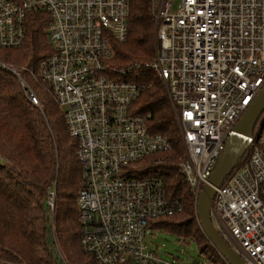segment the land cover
Masks as SVG:
<instances>
[{
	"label": "built area",
	"instance_id": "built-area-1",
	"mask_svg": "<svg viewBox=\"0 0 264 264\" xmlns=\"http://www.w3.org/2000/svg\"><path fill=\"white\" fill-rule=\"evenodd\" d=\"M130 0H0V47H20L31 13H47L51 53L38 76L64 109L78 140L82 244L101 264H182L146 243L153 221L183 209L159 173L138 172L147 157L173 149L152 133L134 105L140 64L112 63L129 31ZM154 60L179 123V162L195 197L208 183L231 130L264 87V0H151ZM26 97L40 99L21 70ZM254 136L212 203L218 231L247 264H264V135ZM48 203L55 205V191ZM200 224V223H199ZM203 230V229H202ZM204 232V231H203Z\"/></svg>",
	"mask_w": 264,
	"mask_h": 264
},
{
	"label": "trees",
	"instance_id": "trees-1",
	"mask_svg": "<svg viewBox=\"0 0 264 264\" xmlns=\"http://www.w3.org/2000/svg\"><path fill=\"white\" fill-rule=\"evenodd\" d=\"M48 24L47 13H31L25 42L20 47H0L5 51L0 60L21 70L41 105L26 97L13 72L0 68V264H64L56 243L71 264H99L82 244L78 140L69 133L64 109L38 76L41 61L52 50ZM154 33L151 0H130L128 35L116 43L112 59L120 68L140 64L134 72L143 83L136 113L145 118L150 132L166 135L173 146L138 163L151 161L142 172L162 175L169 193L183 205L181 211L153 221L152 228L193 237L212 259L217 250L195 223V197L180 171L184 152L175 111L161 79L146 65L154 60ZM262 117L256 133L264 127V113ZM51 190L55 191L53 212L48 204Z\"/></svg>",
	"mask_w": 264,
	"mask_h": 264
},
{
	"label": "water",
	"instance_id": "water-1",
	"mask_svg": "<svg viewBox=\"0 0 264 264\" xmlns=\"http://www.w3.org/2000/svg\"><path fill=\"white\" fill-rule=\"evenodd\" d=\"M264 113V87L249 105L236 126L231 130L225 150L218 163L204 184L197 202L199 223L207 238L228 264H247L236 249L216 228L212 216V203L216 188L220 187L226 177L234 170L246 153L254 136L255 128Z\"/></svg>",
	"mask_w": 264,
	"mask_h": 264
},
{
	"label": "rangeland",
	"instance_id": "rangeland-1",
	"mask_svg": "<svg viewBox=\"0 0 264 264\" xmlns=\"http://www.w3.org/2000/svg\"><path fill=\"white\" fill-rule=\"evenodd\" d=\"M4 52L5 51L0 50V58H2V55ZM40 109L42 110V112H44L43 107H40ZM262 120H263V117L261 118L258 124H261ZM261 134L264 135V127H263ZM244 157H245V154L242 156V158ZM149 162L151 161H147L144 164L137 165L138 166L137 169H138V172H140V174H142L143 173L142 171L145 170L148 166H150ZM49 198H50V195H48V199ZM51 210L53 212L54 206L51 207ZM195 223L199 224V220L196 219ZM199 227L202 230L200 224H199ZM145 240H146V243L150 247L157 249L160 257L163 259H167V260L177 259L182 264H228V262L222 257V255L218 251L217 253L214 252V257L212 259H209L206 253L201 251V248L198 245L197 241L191 236H184L181 234H176L169 230L152 228L147 234ZM211 249L214 251L212 247ZM56 251L58 252L57 256L60 259L61 258L63 259L64 264H71L68 261L67 257L65 256V254L61 251L60 246H58L57 248V243H56ZM211 253L213 252L211 251Z\"/></svg>",
	"mask_w": 264,
	"mask_h": 264
}]
</instances>
